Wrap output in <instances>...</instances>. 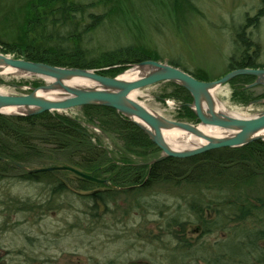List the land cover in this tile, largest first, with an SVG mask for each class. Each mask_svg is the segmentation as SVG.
I'll return each mask as SVG.
<instances>
[{"label": "rangeland", "instance_id": "rangeland-1", "mask_svg": "<svg viewBox=\"0 0 264 264\" xmlns=\"http://www.w3.org/2000/svg\"><path fill=\"white\" fill-rule=\"evenodd\" d=\"M27 1L0 0L1 41L18 35ZM190 1L193 7L185 0H97L88 11L108 13L83 38L93 54L128 43L141 45L163 62L205 72L213 80L227 71L231 56L239 55L237 33L246 18L258 16L246 30L259 43L256 61L264 64V0ZM35 78L0 74V90L26 93ZM263 86H256L254 95L263 93ZM174 91L163 81L135 97L157 113L181 120ZM216 95L244 116L264 109L262 104L236 102L229 83ZM63 113L77 118L93 141L110 152L120 148V141L85 121L81 107ZM66 172L33 181L12 171L0 180V264H264V208L243 218L239 212L247 201H264L261 179L244 190L173 181L128 190L95 182L93 189L113 191L101 199L83 195L87 190L77 187L81 179Z\"/></svg>", "mask_w": 264, "mask_h": 264}, {"label": "trees", "instance_id": "trees-1", "mask_svg": "<svg viewBox=\"0 0 264 264\" xmlns=\"http://www.w3.org/2000/svg\"><path fill=\"white\" fill-rule=\"evenodd\" d=\"M185 1L190 7L194 6L192 1ZM97 3V0L89 3L83 0H28L18 35L12 40H0V52L53 65L95 69L108 76H116L131 64L146 59L161 60L157 53L153 55L146 47L131 43L91 53L83 35L99 27L108 13L104 10L101 14L88 11ZM257 17L246 18L247 24L238 30L239 55L231 56L229 68L223 75L240 67L264 68L263 63L256 61L259 43L246 30ZM79 21L83 23L81 29ZM169 64L182 68L177 62ZM182 69L197 79L209 80L204 77L205 72ZM254 79L252 75H239L230 80L229 84L233 85L232 97L236 102L247 104L264 97V92L254 95L255 87L247 88V84ZM43 83L42 79L35 78L30 85L40 86ZM169 83L175 88L172 96L181 104L178 118L198 122L188 106L193 100L191 94L184 87ZM81 108L88 124L99 127L103 133L121 142L119 150L110 152L100 141L95 139L94 142L86 126L63 112L46 111L30 116L0 114V180L12 171H18V176L33 181L66 172L26 171L18 166L23 164L31 169L69 165L94 177L106 178L109 183L119 187H130L140 182L139 178L148 175L147 182L140 189L160 181L184 183L187 186L201 183L217 189L227 187L229 190H244L259 179L264 182L263 140L237 148L213 149L186 158L169 157L152 164L150 168L139 164L135 158L149 161L159 156L157 153L160 149L138 125L109 106L85 105ZM77 183L80 189L95 190L93 186L96 183L91 180L83 179ZM112 192L108 187L86 197L104 199ZM242 194L241 191L240 196ZM256 202L257 205L247 201L246 207L239 206L242 218L264 208V201Z\"/></svg>", "mask_w": 264, "mask_h": 264}, {"label": "water", "instance_id": "water-1", "mask_svg": "<svg viewBox=\"0 0 264 264\" xmlns=\"http://www.w3.org/2000/svg\"><path fill=\"white\" fill-rule=\"evenodd\" d=\"M134 77L124 76L125 73ZM0 74H22L40 78V86H30L26 93H9L0 90V114L30 116L46 111L65 112L85 105H105L138 125L160 149V155L149 159L148 164L169 157L186 158L209 150L245 146L257 140L264 141V109L256 115L244 116L228 108L216 95L219 88L239 75H252L254 81L247 88L264 85V68L243 67L229 71L218 79L200 80L180 67L161 60L146 59L116 76L103 75L95 69L53 65L42 61L17 58L0 52ZM173 82L184 87L193 100L188 106L195 113L198 122L167 118L149 108L133 96L141 89L159 82ZM250 104H262L264 97ZM202 127L222 131L215 136ZM178 131L195 137L202 143L191 147L171 145L165 132ZM26 168L22 165V169ZM28 171L66 170L81 179L106 183L97 177L69 165H54ZM93 190L91 193L97 192Z\"/></svg>", "mask_w": 264, "mask_h": 264}, {"label": "bare ground", "instance_id": "bare-ground-1", "mask_svg": "<svg viewBox=\"0 0 264 264\" xmlns=\"http://www.w3.org/2000/svg\"><path fill=\"white\" fill-rule=\"evenodd\" d=\"M124 76L134 77L135 74L133 75L132 73L127 72L124 74ZM133 96L135 97L136 93L133 94ZM201 128L205 132H207L208 134H211V135L218 136V135L222 134V131H220L219 129L212 128V130H211L209 128L202 127V126H201ZM165 137L171 145L181 147V148L191 147V145L194 146V145H197L199 143H202L201 140L196 139L195 137L189 136L187 134H183V133L178 132V131L165 132Z\"/></svg>", "mask_w": 264, "mask_h": 264}, {"label": "flooded vegetation", "instance_id": "flooded-vegetation-1", "mask_svg": "<svg viewBox=\"0 0 264 264\" xmlns=\"http://www.w3.org/2000/svg\"><path fill=\"white\" fill-rule=\"evenodd\" d=\"M141 160H139L138 162H139V164H141V165H148L149 167L151 166V165H149L148 164V161H141ZM151 168V167H150ZM150 168H148V170L150 169ZM81 171V170H80ZM90 175V174H89ZM77 176V175H76ZM93 176V175H92ZM77 178L78 179H81V178H79L78 176H77ZM99 179H101V180H106L107 182L106 183H103V182H97V183H99V184H105V185H107V184H109V181L106 179V178H99ZM147 179H148V175H146L144 178H139L138 180L140 181V182H138V183H136V184H133V185H131L130 187L129 186H126V187H123V188H125V189H136V188H141L146 182H147ZM81 180H83V179H81ZM91 181H93V180H91ZM93 182H96V181H93ZM108 187H105V189H107ZM95 190H97V189H95ZM103 189L102 188H99L98 189V191L97 192H99V191H102ZM91 192H93V190L92 191H87V192H85V193H83V195H85V196H87V195H90V194H95V193H97V192H95V193H91Z\"/></svg>", "mask_w": 264, "mask_h": 264}]
</instances>
